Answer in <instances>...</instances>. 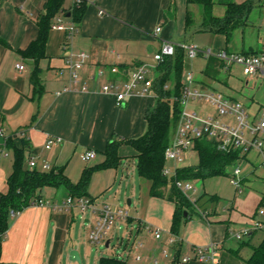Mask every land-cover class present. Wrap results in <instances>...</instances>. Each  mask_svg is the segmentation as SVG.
I'll return each instance as SVG.
<instances>
[{"label": "crops", "instance_id": "obj_1", "mask_svg": "<svg viewBox=\"0 0 264 264\" xmlns=\"http://www.w3.org/2000/svg\"><path fill=\"white\" fill-rule=\"evenodd\" d=\"M235 1L251 2L250 17L257 11V19H263L257 32L256 46L243 38L240 50H261L264 0ZM47 2L0 0V39L5 41H0V151L4 152L0 153V198L8 191V180L14 170L15 152L7 145L8 139H12L19 148L26 145L25 169H29L28 159L34 157L35 169L46 171V163L51 167L63 166L71 181L77 182L85 168L104 161V150L109 142L143 135L148 128L146 113L156 106L157 98L136 92L118 105L115 95L105 92L103 86L119 77L127 79L142 63H155L153 52L165 40L172 42L186 38L187 31L193 28L186 29L188 10L193 14L194 25L199 26L202 21L200 9L197 5H188L187 0H94L87 3L82 19L76 22L70 13L74 0H63V8L54 18L48 33L45 55L36 61L21 51L37 39L38 20L45 13ZM224 9L222 5H215L214 12L221 15ZM58 18L66 25L76 24L77 29L70 39L65 30L53 28ZM157 27L161 30L155 35ZM220 35L226 42L225 36ZM81 52L88 57L78 70L77 82H73L66 69V58L72 55L77 59ZM17 64L25 68L21 70ZM36 66L40 68L39 87L32 82ZM113 67H117L118 72H112ZM67 86H72V89L59 94ZM54 137L63 140L47 149L48 139ZM87 150L97 153L91 165L93 160L85 162L82 159ZM119 155L118 166L99 168L95 172L107 171L106 175L114 183L120 176L123 183L135 171L138 172L137 164L132 173L128 168L129 157H137V151L131 145H121ZM74 158H81L86 165L83 171L73 174L68 163ZM89 184L88 195L96 203L113 206L109 198L100 202L91 193L94 191L88 189ZM149 187L148 182L147 191L142 190L139 197L140 207L143 203L148 204L147 211L140 208L134 217L131 216L128 242L123 245L125 253L118 256L125 259L126 264H222L224 257L233 256V250L239 248L232 243L225 247L228 225H216L218 220L208 210L211 215L206 217L210 222L208 225L194 221L192 216L184 219L177 233L180 241L167 245L168 233H172L175 203L151 196ZM40 196L60 203L70 196V191L66 186L44 187ZM76 214V207L57 210L48 205H30L19 214L11 215L0 242V264H64L67 252L75 250L77 244L73 229ZM83 218L89 233L95 219L91 215ZM141 221L163 229L164 238L158 240L153 233L140 228ZM196 240L204 246L213 245L215 253L204 261L196 260L195 253L190 252V249L195 252L199 247L194 243ZM137 242L143 243L139 250L133 248ZM110 245L111 239L106 238L105 246L108 248ZM183 257L191 259L183 262Z\"/></svg>", "mask_w": 264, "mask_h": 264}, {"label": "built area", "instance_id": "obj_2", "mask_svg": "<svg viewBox=\"0 0 264 264\" xmlns=\"http://www.w3.org/2000/svg\"><path fill=\"white\" fill-rule=\"evenodd\" d=\"M93 1L74 0L73 7L80 6L84 2L90 3ZM100 13H104V11L100 10ZM53 28L65 30L70 39L75 33L77 26L74 23L66 25L61 18H58ZM160 30L161 27H157L155 35ZM260 39L263 47L259 51L230 53L224 48L215 53L211 49H202L195 43L176 44L165 40L162 42L161 47L153 52L155 63H142L129 74L127 79L123 80L119 77L103 86L105 92L115 95L118 105H121L126 97L136 92L151 94L158 99V94L155 90L157 66L167 57L174 56L177 48H182L185 51L186 59L188 58L189 60H194L198 56H203L206 59L213 56L222 61L219 80L211 78L209 85L205 82H197L193 68H190L189 73H184L181 94L178 97H174V101L179 102V112L174 124V133L171 135L165 149L166 164L163 168V174L169 179L171 184H174L183 192L197 209L199 197L196 196L197 188L193 183L194 181L177 179L176 174L180 167L186 165L181 163H184L186 158H190L193 152L197 153L195 146L198 140L208 139L213 142L219 152L233 155L234 158L230 165L233 170L229 179L240 193L242 192L241 185L244 181V175H242L243 166L246 163L264 165V102L258 103L255 108H252V105L257 103V101H252L248 105L240 99H236L214 87V84H220L221 86L228 84V80L223 79L222 76L223 74L232 76L235 69H240L249 78L257 76V78L264 81V28L261 31ZM87 57L88 55L85 52H81L77 55V59L72 55L66 58V69L73 82H77L78 70L84 65ZM17 67L21 70L25 68L22 64H17ZM111 70L114 73L118 72L117 67H113ZM249 80L247 79V84ZM139 87L140 89H138ZM169 87H171L170 84L165 86L166 89ZM71 89L72 86H67L59 94ZM201 102L209 104L210 108L216 113L208 112L207 109L198 105ZM62 140L61 137L49 138L46 148L50 149L55 143H61ZM252 152L255 153V156L248 158ZM0 153L4 152L0 151ZM96 156L97 153L94 150H87L83 153L82 159L85 162H89L95 159ZM190 164L192 163H188V165ZM27 165L29 169H35L37 165L36 159L34 157L29 158ZM52 168L50 164L46 163V171ZM32 205H48L57 210H69L72 207H76L83 217L90 214L95 219L88 236L92 244H105L106 238L113 228L120 229L123 224L128 226L131 220V215L124 208H114L108 203H96L88 197L74 198L70 195L65 201L60 203L41 198L34 201ZM19 213L14 210L11 211L14 216ZM204 214H208V212H204ZM139 227L148 233H153L158 240L163 239L165 236L163 229L149 222L141 221ZM259 229L264 230V222H257L254 225L245 227L236 234L231 233V237L243 240ZM179 241L177 235L168 233L167 245H174ZM142 247V242L133 244L134 249L139 250ZM214 253L215 248L213 245L197 247L195 249V259L204 261ZM190 259L189 257H183L182 261L188 262Z\"/></svg>", "mask_w": 264, "mask_h": 264}, {"label": "trees", "instance_id": "obj_3", "mask_svg": "<svg viewBox=\"0 0 264 264\" xmlns=\"http://www.w3.org/2000/svg\"><path fill=\"white\" fill-rule=\"evenodd\" d=\"M62 3L63 0H48L45 7L46 11L38 20L39 35L26 50L21 51L22 54L30 56L36 61L45 55L48 33L54 23V18L63 8ZM187 3L188 5H198L201 9L202 21L198 31L222 34L225 36L226 44L232 41L233 33L237 28L248 25L253 8V4L249 1L239 3L235 0H187ZM86 5L87 3L84 2L80 6L73 7L70 13L73 15L74 21L79 22L82 19ZM215 5H222L225 8L223 14L218 15L214 12ZM193 26V14L188 10L186 29ZM0 41L5 42L2 39ZM185 59V51L179 47L174 56L167 57L158 64L155 83L158 99L156 106L149 108L146 113L147 131L136 138L109 142L104 150V161L85 168L77 182L71 181L65 174L63 166H54L49 171L25 169L26 145L23 144L19 148L12 139H8L7 145L13 148L15 152L14 170L8 180V191L2 194L0 198V242L8 229L11 211L20 212L32 205L34 201L41 199L40 191L44 187L66 186L72 197H89L92 199L87 192L92 173L99 168L118 166L120 163L119 148L123 144L131 145L137 151L138 173L140 177L150 183V195L166 198L175 203L171 230L177 235L182 220L191 217L192 212L199 211L183 192L171 184L163 174V168L166 164L165 149L171 137V128L174 126L179 112V102L174 101V97L181 94ZM222 64L219 59L213 56L209 57L204 73L208 77L218 79ZM39 75L40 68L36 66L32 75V82L38 87L40 85ZM167 84L171 85L168 89L165 88ZM195 148L198 154V163L180 167L177 170V179L197 181L227 175V168L233 161V155L219 152L213 142L208 139L198 140ZM205 196H210L208 202H215V195L205 193L199 196L198 207L200 206L198 205L199 202ZM185 212H187L186 215ZM256 231L247 240H242L237 250H233L234 254L239 255L241 247L250 246L251 253L244 259L248 264H264V237L257 245L251 243V238ZM99 264H126V261L118 256H102Z\"/></svg>", "mask_w": 264, "mask_h": 264}, {"label": "rangeland", "instance_id": "obj_4", "mask_svg": "<svg viewBox=\"0 0 264 264\" xmlns=\"http://www.w3.org/2000/svg\"><path fill=\"white\" fill-rule=\"evenodd\" d=\"M197 7L200 9L198 5ZM251 16L252 17L249 16V23L247 26L240 27L234 31L232 41L229 44H226L220 34L209 31H198V24H195L192 29L187 31L186 38L182 37L172 42L176 44L195 43L200 48L206 50L211 49L215 53L223 48L227 49L229 53L240 52V45L243 42V38H245V42H250V44L256 46L257 32L262 26L261 24H263V19H257V11H254ZM252 18L257 21L252 20ZM199 20H201V18H199ZM206 65L207 59L203 56H198L194 60H189L187 58L185 59L184 73H189L190 68H193L195 78L198 80L197 82H205L209 85L212 77H208L204 73ZM222 77L223 79L228 80V84L222 86L220 84H214V87L219 91L227 93L236 99H240L248 105H250V102L252 101H257V103L252 105V108H255L256 104L264 102V81L257 78V76L249 78L245 76L240 69H235L232 76L223 74ZM247 79H250L248 84L246 83ZM217 80H219V78ZM198 105L207 109L208 112H212L213 114L216 113V111L212 110L206 102H201ZM173 133L174 126L171 128V135H173ZM252 156H255V153H250L248 158ZM129 161L128 168L130 173H132L133 167L134 169L136 168L138 158L129 157ZM93 163L94 160L90 162V165ZM187 163L197 164L198 154L193 152L192 156L186 158L185 162L181 164ZM85 165V162L81 158H74L69 160L68 163V166H71L73 169V174L81 169L83 171ZM232 170L233 167L228 166L227 175L210 177L205 180H197L193 182L197 188L196 196L199 197L206 193L207 195H215L216 199L215 202H208L207 200L210 196L202 198L198 204L201 207L197 206V210L199 211L191 213L192 218L196 222L208 225L210 222L206 217L213 215L212 217L218 220V223L214 222L216 225L227 224V241L225 247L230 243H232L233 246L238 247L242 242V240H237L235 238L231 239V233L236 234L245 227L254 225L257 222H264V165H252V163H246L243 166L242 175H244V181L241 185V193L238 192L230 182L229 176L230 173H232ZM94 172L92 173L88 189L94 191L91 193L96 196L100 202L107 201L109 198L108 200L114 208H124L133 217L137 214V211L140 208H142L141 210L143 212L147 211L148 204L146 205V203H143L142 207H140L139 197L142 190L145 192L147 191L148 181L140 177L137 171H135V174H131L129 178H126L123 183L120 180L121 176L118 178V181L114 183L113 179L110 180V176L106 175L105 172L107 171H101L99 173ZM129 200H131L130 204ZM165 200L167 203H174L169 199ZM76 209L77 220L75 221V227L73 228L77 240L75 250L79 252L82 264H98L102 256H120L125 253L123 245H126L128 242L127 238L131 227L130 225L127 226L126 224H123L120 229L113 228L111 230L109 236H107L108 239H111L110 247L107 248L105 244H92L89 241L88 229L84 226L82 213L78 208ZM207 210L211 215L204 214V212L207 213ZM263 237L264 230L259 229L251 238V243L257 245L262 241ZM247 239L248 238H244L243 240ZM130 241L131 240H129V242ZM121 243L123 244L121 245ZM194 243L199 247L204 246L199 240L194 241ZM190 250V252L195 253L192 249ZM70 251H68L65 256L64 264H79L77 261L70 258ZM250 253V246L245 245L241 247L239 255L233 254V256L224 257L222 259V264H248L244 259L247 258Z\"/></svg>", "mask_w": 264, "mask_h": 264}, {"label": "water", "instance_id": "obj_5", "mask_svg": "<svg viewBox=\"0 0 264 264\" xmlns=\"http://www.w3.org/2000/svg\"><path fill=\"white\" fill-rule=\"evenodd\" d=\"M130 202H131V200H129V204H130ZM186 214H187V212H185V215ZM70 258L74 261H77L79 264H82L80 254L77 250H73L70 253Z\"/></svg>", "mask_w": 264, "mask_h": 264}]
</instances>
